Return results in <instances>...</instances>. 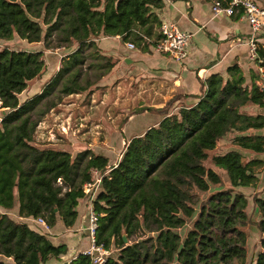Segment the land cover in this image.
Wrapping results in <instances>:
<instances>
[{
    "label": "trees",
    "instance_id": "1",
    "mask_svg": "<svg viewBox=\"0 0 264 264\" xmlns=\"http://www.w3.org/2000/svg\"><path fill=\"white\" fill-rule=\"evenodd\" d=\"M163 4L0 0L1 39L18 36L43 40L45 47L51 40L58 47H73L41 89L23 101L19 94L45 68L44 51L0 48V255L12 259H0V264H43L64 254L65 244H54L46 233L4 210L18 202L19 216L40 217L51 226L60 219L70 227L79 199L87 195L85 185L97 172L99 190L92 200L98 214L96 242L118 249L103 264H264V197H253L259 213L253 221L248 198L237 189L255 184L256 168L263 163L250 152H264V134L252 132L264 126V115L242 107L262 106L264 89L256 82L247 84L238 64L228 66L226 75L214 72L201 80V94L190 105L172 112L171 105L140 108L164 116L132 136L116 164L89 147L72 155L58 146L33 143L37 124L63 96L99 87L114 66L115 60L98 46L99 36L120 35L137 46L147 45L145 37L161 22L155 9ZM234 14L239 17L240 12ZM256 51L255 62L264 73V44L257 43ZM228 134H233L231 146L210 154ZM210 189L204 198L196 196ZM188 220L192 224L182 236L177 229ZM251 222L259 234L253 260L247 251ZM66 264L93 262L80 252Z\"/></svg>",
    "mask_w": 264,
    "mask_h": 264
},
{
    "label": "crops",
    "instance_id": "2",
    "mask_svg": "<svg viewBox=\"0 0 264 264\" xmlns=\"http://www.w3.org/2000/svg\"><path fill=\"white\" fill-rule=\"evenodd\" d=\"M163 2L161 8L155 9L160 21L164 19L175 21L180 28L192 33L186 56L183 59H176L168 52L155 49L153 41L160 35L159 26L155 27L151 37H145L149 44L139 46L134 44L132 49L127 47L130 41L123 40L120 35H101L97 39L98 46L104 54L115 60L114 66L103 77L104 79L130 73L132 78H137V92L141 98L156 105L163 104L175 95L170 112L184 104L190 105L196 102L198 95L201 94V80H205L214 72L226 75L227 67L235 63L241 67L247 84L256 82L260 85L264 77L263 67L251 56L249 41L252 39V31L246 18L224 12L215 13L214 4L210 0H163ZM257 2L264 6V0H257ZM255 40L256 43L264 44V29L255 34ZM60 60L61 58L58 59V64ZM103 78L99 82L100 86L105 83ZM142 91L145 94L144 97L141 95ZM242 110L264 115V104L261 106L247 103ZM163 116L161 113L142 111L131 115L124 122L121 130L128 137V141L132 136L140 135L150 126L157 124ZM252 132L264 134V126L253 129ZM222 139L218 141V144ZM101 153L109 156L110 160H114L110 161L113 164H116L121 156V153L117 156H111L104 151ZM250 154L263 160V163L256 168L258 180L253 185L239 186L237 189L248 198L247 210L259 219V213L254 208L253 197L254 195L264 197V152H250ZM109 166L106 171L110 169ZM97 176H101L100 173L95 175ZM89 195L79 199L78 215L70 227H66L60 219L54 225L45 227L34 221L36 218L33 216H19L18 202L14 208L4 211L28 222L32 228L46 233L54 244L66 245L67 250L64 254L50 257L43 264H66L90 246L85 228L89 208L92 205ZM0 259L12 261L10 257L6 258L3 255H0Z\"/></svg>",
    "mask_w": 264,
    "mask_h": 264
},
{
    "label": "rangeland",
    "instance_id": "3",
    "mask_svg": "<svg viewBox=\"0 0 264 264\" xmlns=\"http://www.w3.org/2000/svg\"><path fill=\"white\" fill-rule=\"evenodd\" d=\"M4 46L31 50L41 49L44 51L45 68L42 74L32 79L28 87L19 94L20 101L38 92L45 81L56 71V66H59L58 59L62 58L73 48L58 47L54 44V40L50 41L49 47H45L43 40L28 42L18 36H13L10 39L0 38V48ZM130 75L132 74L116 75L114 78L109 79L103 78L105 83L99 87H94L93 90L63 96L61 102L51 108L37 124L33 135V143L42 146L64 147L72 155L87 147H91L98 152L104 151L111 156L119 155L128 139L121 130L124 122L131 115L139 113V109L143 107H167L168 109L170 105H173L172 103L175 99V95H173L161 105L146 102L137 92V78H132ZM141 95L142 97L145 96L143 91ZM144 111L151 112L148 109ZM168 111L170 112V108ZM232 135L228 134L224 137L218 147L212 150L210 154L230 147ZM205 164L207 166L211 164L210 158L205 161ZM219 171L224 180L227 181L226 173L220 169ZM224 185L226 186V182ZM210 191L211 189L207 192L197 191L196 196L198 195L199 199H202ZM251 217L253 221L258 219L255 214H251ZM191 224L192 220H188L185 226L177 230L183 236ZM256 232L258 230L255 222H251L247 244L249 260L255 258L259 249V234ZM117 250V247L113 245L109 249V254L116 255Z\"/></svg>",
    "mask_w": 264,
    "mask_h": 264
},
{
    "label": "built area",
    "instance_id": "4",
    "mask_svg": "<svg viewBox=\"0 0 264 264\" xmlns=\"http://www.w3.org/2000/svg\"><path fill=\"white\" fill-rule=\"evenodd\" d=\"M213 4L215 13L224 12L226 14H234L240 12V16L247 19L252 31V39L249 41L250 53L253 58H256L257 43L255 40V34L264 29V6L260 5L257 0H228L227 5H222L219 1H216ZM159 32L160 36L155 39L153 44L155 49L160 52H168L176 59H183L187 54V48L192 33L180 28L175 21L166 19L160 22ZM127 47L132 49L134 48V44L129 42ZM260 87L264 89V77L260 83ZM100 178L101 176H97L92 183L85 185V192L90 194L89 196L91 201L97 192ZM34 221L44 225L45 227H48V224L45 222V220L40 217L34 219ZM97 222L98 214L93 210L91 205L85 227L90 240V246L87 250H85L84 253H88L91 256L93 264H103L109 254V249H107L102 243L96 242L95 233Z\"/></svg>",
    "mask_w": 264,
    "mask_h": 264
},
{
    "label": "water",
    "instance_id": "5",
    "mask_svg": "<svg viewBox=\"0 0 264 264\" xmlns=\"http://www.w3.org/2000/svg\"><path fill=\"white\" fill-rule=\"evenodd\" d=\"M123 239H124V241H127L125 234H123Z\"/></svg>",
    "mask_w": 264,
    "mask_h": 264
}]
</instances>
